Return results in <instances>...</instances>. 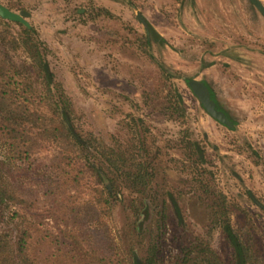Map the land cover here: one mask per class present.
<instances>
[{
  "label": "rangeland",
  "instance_id": "374dc122",
  "mask_svg": "<svg viewBox=\"0 0 264 264\" xmlns=\"http://www.w3.org/2000/svg\"><path fill=\"white\" fill-rule=\"evenodd\" d=\"M0 3L29 12L26 20L45 47L56 95L69 108L78 131L91 132L105 147L127 162L140 161L147 171L146 185L135 189L106 162L90 158L113 179L112 187L109 181L107 185L119 197L109 218L85 192L67 186L57 195L60 200L61 195L77 194L67 214L80 222L88 224L101 215L99 224L87 229L94 243L106 249L130 243L151 264H233L221 229L229 219L248 246L252 264H264V17L248 0ZM138 13L165 39L152 40L153 59L139 47L146 27ZM14 29L19 30L16 25ZM185 78L206 82L235 125L228 128L213 120ZM171 87L181 96L182 117L168 97ZM188 139L197 142L204 162L187 146ZM50 154L36 153L31 163H19L6 161L0 151V183L33 189L31 180L39 169H50ZM59 200L40 197L37 205L28 206L39 227L62 225L61 209L68 200L64 205ZM46 208H52L50 213ZM134 208L139 210L136 218ZM17 209L0 197V231L14 237L18 226L12 211Z\"/></svg>",
  "mask_w": 264,
  "mask_h": 264
},
{
  "label": "trees",
  "instance_id": "16d2710c",
  "mask_svg": "<svg viewBox=\"0 0 264 264\" xmlns=\"http://www.w3.org/2000/svg\"><path fill=\"white\" fill-rule=\"evenodd\" d=\"M152 40L165 43V39L147 24L138 42L140 49L151 59ZM43 46L31 26L25 27L0 17V151L6 161L19 163H31L34 154L40 152H50L52 156L50 169L49 165L39 169L37 177L31 180L33 189L11 188L0 183L2 200L19 206L12 211V218L18 226L16 236L8 230L0 231V264H151L140 259L130 243L123 248L110 245L112 247L108 249L94 243L87 229L99 224L101 215L99 219H89L90 225L86 221L80 222L79 217L67 214L68 204H76L77 194L61 195L60 200L56 198L67 190V186L73 187L79 194L87 193L88 201L109 218L119 197L107 185L109 181L112 187L113 179L90 158L98 157L106 162L113 172L124 175L135 189L146 185L148 174L140 161L131 159L127 162L113 149L105 147L96 135L78 131L69 108L56 95L54 74ZM158 66L161 76L167 79L168 73L162 65ZM208 89L217 109L231 119L219 106L212 89L209 86ZM168 97L182 117L184 108L177 89L169 88ZM231 121L234 126L235 121ZM187 146L200 162H204L203 152L196 141L188 139ZM40 197L51 203L59 200L64 202L62 205L68 200L61 209L62 225L57 229L39 227L37 215L29 211L28 206L37 205ZM218 197L224 202L222 195ZM168 198L181 221L176 200L170 193ZM51 209L44 210L50 213ZM132 211L136 218L139 210L134 208ZM143 215L149 216L147 207L143 209ZM221 229L232 248L233 264H252L248 246L229 219L221 223Z\"/></svg>",
  "mask_w": 264,
  "mask_h": 264
},
{
  "label": "water",
  "instance_id": "95a60500",
  "mask_svg": "<svg viewBox=\"0 0 264 264\" xmlns=\"http://www.w3.org/2000/svg\"><path fill=\"white\" fill-rule=\"evenodd\" d=\"M249 1L264 16V5L258 0H249ZM28 16H29V12L26 10H20L16 12L0 3V17L4 20L19 22L23 24L25 27H29L30 24L26 20ZM137 17L146 27L147 24L145 23L140 13L137 14ZM186 83L189 89L198 99L203 109L211 118H213V120L221 123L222 125L228 128L233 127V123L231 119H229V117L225 114V112L222 110L219 111V109H217L215 101L210 96V92L207 86L208 84L206 82L205 83L207 85L202 80L187 79Z\"/></svg>",
  "mask_w": 264,
  "mask_h": 264
},
{
  "label": "flooded vegetation",
  "instance_id": "af4514ba",
  "mask_svg": "<svg viewBox=\"0 0 264 264\" xmlns=\"http://www.w3.org/2000/svg\"><path fill=\"white\" fill-rule=\"evenodd\" d=\"M259 1V0H258ZM248 2L256 9V7L248 0ZM261 2V1H260ZM262 3V2H261ZM263 4V3H262ZM257 10V9H256ZM258 11V10H257ZM259 12V11H258ZM260 13V12H259ZM261 14V13H260ZM262 15V14H261ZM263 16V15H262ZM264 17V16H263Z\"/></svg>",
  "mask_w": 264,
  "mask_h": 264
}]
</instances>
